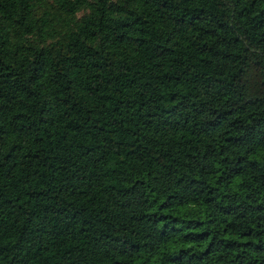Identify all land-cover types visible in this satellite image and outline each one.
<instances>
[{"label":"trees","instance_id":"trees-1","mask_svg":"<svg viewBox=\"0 0 264 264\" xmlns=\"http://www.w3.org/2000/svg\"><path fill=\"white\" fill-rule=\"evenodd\" d=\"M0 264H264V0H0Z\"/></svg>","mask_w":264,"mask_h":264}]
</instances>
